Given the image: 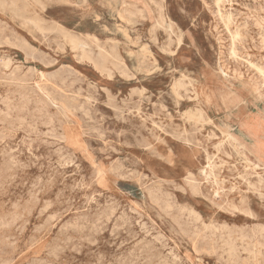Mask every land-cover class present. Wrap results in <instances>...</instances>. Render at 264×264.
<instances>
[{
  "label": "rangeland",
  "instance_id": "rangeland-1",
  "mask_svg": "<svg viewBox=\"0 0 264 264\" xmlns=\"http://www.w3.org/2000/svg\"><path fill=\"white\" fill-rule=\"evenodd\" d=\"M35 1L0 0V264H264V0Z\"/></svg>",
  "mask_w": 264,
  "mask_h": 264
},
{
  "label": "bare ground",
  "instance_id": "bare-ground-1",
  "mask_svg": "<svg viewBox=\"0 0 264 264\" xmlns=\"http://www.w3.org/2000/svg\"><path fill=\"white\" fill-rule=\"evenodd\" d=\"M23 1H27V0H23ZM21 2V1H20ZM34 2H36L35 0H34ZM38 2V1H37ZM36 2V3H37ZM220 2V0H217V3H219ZM2 3H4V2H2ZM18 3H19V1H18ZM23 3V2H22ZM27 3V2H26ZM43 3V2H42ZM24 4V7L25 6H27V5H25V3H23ZM12 5V4H11ZM4 6H9V5H4ZM45 6V5H44ZM2 7V6H1ZM11 7V6H10ZM23 7V6H22ZM14 8V7H13ZM17 8V7H16ZM27 9H28V7H26ZM15 9V8H14ZM19 9V8H18ZM20 9H21V6H20ZM24 9V8H23ZM9 11V10H8ZM21 11H22V9H21ZM15 12L17 13V9L15 10ZM24 12H26V10L24 11ZM28 13H29V11H28ZM32 13L33 12H31V13H29V15L31 14L32 15ZM16 15H18V14H16ZM25 17H27L26 15H25V13L23 14ZM30 15V16H31ZM37 15V14H36ZM122 15V14H121ZM130 15V14H129ZM160 15V14H159ZM32 17V16H31ZM162 17V16H161ZM21 18H22V15H21ZM24 18V17H23ZM227 18H228V20H230L231 19V13H227ZM32 19V18H31ZM30 18H29V20L30 21H32ZM34 19H35V16H34ZM43 19V18H42ZM26 20H28L27 18H26ZM38 20V19H37ZM41 20V19H40ZM29 21V22H30ZM43 21H45V20H43ZM43 21H42V23H43ZM136 21V20H135ZM162 21V20H161ZM164 21V20H163ZM158 22V21H157ZM33 23V22H32ZM35 23H37V22H35ZM34 23V24H35ZM39 23V22H38ZM29 24V23H28ZM40 24V23H39ZM159 24V23H158ZM169 24V23H168ZM55 27L57 26L56 24H53ZM52 25V26H53ZM156 25V24H155ZM35 26V25H34ZM42 26V25H41ZM53 26V28L51 27V26H49L50 27V31H51V28H52V30L54 31V27ZM173 26V25H172ZM61 27V29H62V26H60ZM60 27H58V31H59V28ZM35 28V27H34ZM44 28H46L45 26H44ZM44 28H43V30L42 29H40V31L42 32V31H44ZM56 29V28H55ZM172 29V28H171ZM46 30H49V29H45V31ZM44 31V32H45ZM62 30H60V33L62 34V32H61ZM66 31V30H65ZM65 34H66V32H64ZM239 33H236V35H238ZM15 37V36H14ZM180 37V36H179ZM6 38H8V37H6ZM6 40V39H5ZM9 40V39H8ZM8 40H6L5 42L6 43H9V42H7ZM16 40H17V38H16ZM20 41V40H19ZM24 41V40H23ZM22 41V42H23ZM155 41V40H154ZM21 42V43H22ZM81 42V41H80ZM10 43H12V42H10ZM24 43V42H23ZM28 44V43H27ZM81 44V43H80ZM24 45H26L25 43H24ZM77 45H78V43H77ZM84 45V44H83ZM21 46V45H20ZM22 47H23V45H22ZM21 48V47H20ZM25 48H27L26 46H25ZM31 48V47H30ZM23 49H24V47H23ZM33 49V48H32ZM31 49V50H32ZM102 49V48H101ZM27 50H29V49H27ZM104 50V49H103ZM33 52V51H32ZM29 53L30 54H32L30 51H29ZM34 54V53H33ZM84 54H86V53H84ZM232 54L234 55V56H237V52H236V48H235V46L233 47V49H232ZM29 56H31V55H29ZM28 56V57H29ZM112 56V55H111ZM36 57V56H35ZM41 60V59H40ZM1 61V60H0ZM9 61V60H8ZM142 61V60H141ZM248 61V63L250 64V66H252V67H254L263 77H264V67L263 66H261V65H259V64H257V63H255V62H253V61H250V60H247ZM2 62V61H1ZM3 63V62H2ZM8 63V62H7ZM142 63V62H141ZM9 65H11V64H9ZM143 65V64H142ZM220 69L222 70V73L224 74V76L227 78V77H229L230 76V74H229V71L228 70H226L223 66H221L220 67ZM35 71V70H34ZM153 72V71H152ZM1 77V76H0ZM32 78V77H31ZM25 79V78H24ZM68 80V79H67ZM16 81V80H15ZM80 81V80H79ZM179 87V86H178ZM145 90V89H144ZM176 94V93H175ZM50 96V95H49ZM79 96V95H78ZM23 97V96H22ZM4 100V99H3ZM7 100H5V102H6ZM9 101V100H8ZM55 101V100H54ZM256 101V100H255ZM58 102V101H57ZM9 103V102H8ZM7 105V104H6ZM13 105V104H12ZM56 106V105H55ZM258 106V105H257ZM262 106V105H261ZM10 108V107H9ZM254 108V107H253ZM11 109V108H10ZM28 110V109H27ZM3 112V111H2ZM199 112V111H198ZM7 113H8V111H7ZM192 113V112H191ZM198 114H200L199 116H202V113L200 112V113H198ZM190 115H192V114H190ZM195 115H197V114H195ZM193 117H194V115H192ZM11 117V116H10ZM197 117V116H196ZM258 117V120H257V122H256V127H257V132L255 133V134H253V131H252V129H251V124H250V120H248V121H246V120H244V119H242V122H243V125L245 126V128L249 131V133H250V135L255 139V146L257 147V150H258V154L260 155V156H263L264 155V118L263 117H261V116H257ZM26 118V117H25ZM200 118V117H199ZM166 119V118H165ZM247 119V118H246ZM201 120V119H200ZM171 125V124H170ZM234 125V124H233ZM236 125V124H235ZM157 127H159V126H157ZM36 130H34V132H35ZM39 132V131H38ZM49 132V131H48ZM197 132V131H196ZM182 133V132H181ZM226 133V137H227V139L229 140V141H231L230 140V137H231V133L232 132H224V134ZM31 134V133H30ZM55 134V133H54ZM233 134V133H232ZM46 135V134H45ZM182 135V134H181ZM190 136V135H189ZM25 137V136H24ZM26 138V137H25ZM52 138V137H51ZM214 138V137H213ZM233 139V138H232ZM184 141V140H183ZM187 141V140H186ZM192 141V140H191ZM198 141V140H197ZM46 142V141H45ZM61 143V142H60ZM191 143V142H190ZM28 145V144H27ZM32 145V144H31ZM223 145V144H222ZM239 145V144H238ZM245 144L243 143V142H241L240 143V146H244ZM199 146V145H198ZM31 147V146H30ZM82 147V146H81ZM214 147V146H213ZM116 149V148H115ZM11 150V149H10ZM60 150V149H59ZM17 151V150H16ZM62 152V151H61ZM226 152V151H225ZM7 153V152H6ZM9 153V152H8ZM3 154V153H2ZM61 156V155H60ZM12 160V159H11ZM18 160V159H17ZM69 161V160H68ZM65 164V163H64ZM9 166V165H8ZM234 166V165H233ZM10 171V170H9ZM57 171V170H56ZM230 171V170H229ZM40 180V179H39ZM38 182H40V181H38ZM85 183V182H84ZM36 189V188H35ZM159 190V189H158ZM33 196V195H32ZM92 199V198H91ZM28 201V200H27ZM89 201V200H88ZM35 202V201H34ZM29 203V202H28ZM24 206V205H23ZM22 206V207H23ZM4 207V206H3ZM28 207H30V206H27V208ZM46 207H47V205H46ZM49 207V206H48ZM17 208V207H16ZM18 210V209H17ZM16 210V211H17ZM24 210V209H23ZM33 210V209H32ZM44 210V209H43ZM71 210V209H70ZM115 210V209H114ZM184 210V209H183ZM29 212V211H28ZM32 212V211H31ZM23 214V213H22ZM28 214V213H27ZM20 215V214H19ZM22 217V216H21ZM2 218V217H1ZM135 219V218H134ZM12 221V220H11ZM141 221V220H140ZM17 222V221H16ZM24 223V222H23ZM217 224V223H216ZM11 225V224H10ZM20 225V224H19ZM25 225V224H24ZM212 225V224H211ZM141 226V225H140ZM228 226V225H227ZM260 226V225H259ZM4 227V226H3ZM26 227V226H25ZM12 228V227H11ZM24 229V228H23ZM262 229V228H261ZM262 230H264V229H262ZM217 231V230H216ZM260 232H262V231H260ZM264 232V231H263ZM262 232V233H263ZM5 233V232H4ZM240 234V233H239ZM6 235V234H5ZM146 235V234H145ZM162 236V235H161ZM11 237V236H10ZM261 237V236H260ZM146 239V238H145ZM58 240H59V238H58ZM160 240V239H159ZM4 242V241H3ZM7 242V241H6ZM15 243V242H14ZM51 245V244H50ZM6 246V245H5ZM76 246V245H75ZM259 246V245H258ZM165 247V246H164ZM55 249V248H54ZM259 251V250H258ZM50 252V251H49ZM173 252V251H172ZM258 253V252H257ZM171 254V253H170ZM251 254V253H250ZM3 255V254H2ZM163 255V254H162ZM258 255V254H257ZM173 257H175V256H173ZM168 258V257H167ZM172 259V258H171ZM177 259V258H176ZM45 260V259H44ZM0 262H1V260H0ZM51 264V263H50ZM180 264V263H179Z\"/></svg>",
  "mask_w": 264,
  "mask_h": 264
}]
</instances>
